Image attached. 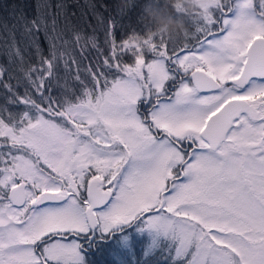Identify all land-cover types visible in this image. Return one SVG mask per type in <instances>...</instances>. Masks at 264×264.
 I'll list each match as a JSON object with an SVG mask.
<instances>
[{
	"label": "snow or ice",
	"instance_id": "obj_1",
	"mask_svg": "<svg viewBox=\"0 0 264 264\" xmlns=\"http://www.w3.org/2000/svg\"><path fill=\"white\" fill-rule=\"evenodd\" d=\"M56 8L5 41L0 264H83L136 222L172 264H264V0H215L179 45L109 16L102 47Z\"/></svg>",
	"mask_w": 264,
	"mask_h": 264
},
{
	"label": "trees",
	"instance_id": "obj_2",
	"mask_svg": "<svg viewBox=\"0 0 264 264\" xmlns=\"http://www.w3.org/2000/svg\"><path fill=\"white\" fill-rule=\"evenodd\" d=\"M185 0H0V66L9 67L10 61L5 43L8 37V30L17 24L20 10L23 9L29 19L34 18L39 11L43 15L47 10L56 11L57 5H67L69 12L75 13L78 22L83 26L84 31L92 36L103 47L105 40L104 22L109 16L115 17L123 26L120 35H124L129 27L142 36L152 35L158 30L169 33L165 42L169 45H179L198 32L193 25H199L196 13L199 8L191 5H181ZM182 7H181V6ZM7 25V30L5 28ZM39 42L44 49L45 55L48 52V42L43 32L39 33ZM92 51L93 57L95 51ZM85 64L89 60L84 61ZM18 71V70H17ZM15 75V72L13 73ZM63 74V69H61ZM12 83H16L13 79ZM23 91V87L20 88ZM5 90L0 88V104L4 103ZM147 239L143 236L133 239L131 247L133 250L126 252L117 248L116 240L113 242H97L99 247L95 251L83 256V264H172L171 257L162 253L159 246L148 249L145 244ZM130 244V243H129ZM115 254V255H114ZM113 255L117 260L113 258Z\"/></svg>",
	"mask_w": 264,
	"mask_h": 264
},
{
	"label": "rangeland",
	"instance_id": "obj_3",
	"mask_svg": "<svg viewBox=\"0 0 264 264\" xmlns=\"http://www.w3.org/2000/svg\"><path fill=\"white\" fill-rule=\"evenodd\" d=\"M215 0H185L184 2L181 3V5H191L194 8H199V11L196 13L197 20H200L199 25H193L195 28H200L203 25V18L208 14V13H214L215 11ZM180 5V6H181ZM182 7V6H181ZM169 33H166L164 30L162 31H157L156 33L149 35V37L160 41V42H165V38ZM143 225H140L139 222L133 223L131 225H125L124 229L122 231H115L112 233H101L100 231H96L92 233L91 235H88L87 238H81L78 242L82 246V251L81 254L82 256H85L88 254L90 251L93 252L95 251V247H99L100 245L99 242H113V240L117 242V248L119 249H124L126 252V249L128 248L127 252L133 250V247H131L132 240L141 237H145L147 239V243L145 246H147V251L148 249H153V247L159 246L160 250L162 253H166L168 249L166 247L161 246V240L163 239L162 237H156L155 234L147 229H143ZM69 240L72 239V237L68 238ZM98 242V244H97ZM130 243V244H129ZM115 255V254H114ZM113 255V258L115 256Z\"/></svg>",
	"mask_w": 264,
	"mask_h": 264
},
{
	"label": "flooded vegetation",
	"instance_id": "obj_4",
	"mask_svg": "<svg viewBox=\"0 0 264 264\" xmlns=\"http://www.w3.org/2000/svg\"><path fill=\"white\" fill-rule=\"evenodd\" d=\"M255 2H258V0H255ZM215 4V3H214Z\"/></svg>",
	"mask_w": 264,
	"mask_h": 264
}]
</instances>
